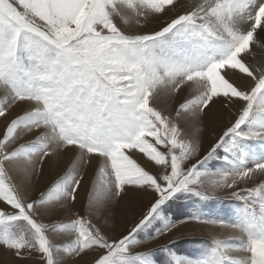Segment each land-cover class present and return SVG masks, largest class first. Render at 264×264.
Wrapping results in <instances>:
<instances>
[{
	"label": "snow or ice",
	"instance_id": "snow-or-ice-1",
	"mask_svg": "<svg viewBox=\"0 0 264 264\" xmlns=\"http://www.w3.org/2000/svg\"><path fill=\"white\" fill-rule=\"evenodd\" d=\"M0 92L4 264H264V0H0ZM217 106L235 118L201 155ZM137 196L139 221L106 231ZM197 227L210 242L182 253Z\"/></svg>",
	"mask_w": 264,
	"mask_h": 264
},
{
	"label": "rangeland",
	"instance_id": "rangeland-1",
	"mask_svg": "<svg viewBox=\"0 0 264 264\" xmlns=\"http://www.w3.org/2000/svg\"><path fill=\"white\" fill-rule=\"evenodd\" d=\"M2 95L3 93L0 92V97H2ZM20 111L21 109L18 108L16 109V111L13 112L12 115L15 116ZM217 112L219 113V115L211 114L210 120L205 121V131L201 133V155L207 152V150L215 142L216 138L220 134H222V132L226 129L227 126H229V122L234 120L235 118L234 111H228L223 109ZM232 117L234 118L232 119ZM4 126L5 121L0 119V133L3 132ZM49 164H51V170L49 169V165L46 164L44 174L39 179L34 178L32 180L30 184V193H28L31 198H37L39 196V193L46 189L50 181L54 179L63 168L62 164ZM86 188L87 185L85 186V190H82L80 193L84 194ZM150 199V196H137L132 200L121 201L117 206L114 207L113 213L108 217V224L103 225V221H101V224L105 227L106 231L116 237H119L122 234H127V232L130 231L131 228L139 221L142 214L146 212L147 207L149 206ZM85 203L86 194L83 196L82 199L79 200V203L76 206L77 209L83 212ZM181 203L187 204L188 201H182ZM236 203L237 202L234 201L224 200H210L206 202H201V204L203 205L202 211L205 215L213 218H220L226 220L234 219L236 212ZM198 207H200V205H198ZM191 210L192 209L188 208L183 209V211L185 212H189ZM201 234L204 235V232L197 229L186 230L182 232L180 234L181 243L179 245L180 249L182 250V253H198L199 251L204 250L206 247V242H210L211 238L203 236L201 237ZM140 237H143V233L140 234ZM223 238H225L224 235L222 236V239ZM161 240V242L167 243V240L165 238H161ZM57 242L62 243L63 241L58 240ZM154 242H151L149 244H152ZM149 244L143 245V250H145L147 248L146 246H148ZM6 259L7 258L5 257H0V264H4V261ZM33 264H36V262L34 261Z\"/></svg>",
	"mask_w": 264,
	"mask_h": 264
},
{
	"label": "crops",
	"instance_id": "crops-1",
	"mask_svg": "<svg viewBox=\"0 0 264 264\" xmlns=\"http://www.w3.org/2000/svg\"><path fill=\"white\" fill-rule=\"evenodd\" d=\"M197 230H201L202 232H204V235H207V236H210L209 235V229H206V228H200V227H197L196 228ZM212 231H215V232H217V233H220L219 231H220V229L219 228H216V229H213ZM188 233V232H187ZM201 237L203 236L202 234L200 235ZM222 236H223V234H221V238H222ZM203 237H205V236H203ZM211 237V236H210ZM162 240L160 239V241H158V242H154V243H152V244H149L148 246H146L147 248L145 249V250H147V249H149V248H156V247H159L161 244H164L163 242H161Z\"/></svg>",
	"mask_w": 264,
	"mask_h": 264
},
{
	"label": "bare ground",
	"instance_id": "bare-ground-1",
	"mask_svg": "<svg viewBox=\"0 0 264 264\" xmlns=\"http://www.w3.org/2000/svg\"><path fill=\"white\" fill-rule=\"evenodd\" d=\"M221 110H223V108L222 107H220V106H217V109H215L214 111H213V113L212 114H214V115H219V113L217 112V111H221ZM213 116V115H212ZM234 117H232V119H233ZM225 128V127H224ZM49 165V169L51 170V164H48ZM50 175V174H49ZM48 177V176H47ZM44 178V177H43ZM28 193H30V185H28ZM86 194V191L84 192V194H79V200L80 199H82L83 198V196ZM221 234H223L224 235V237L226 238V236L228 235V232L226 231V230H224V231H222L221 229H220V231H219ZM203 236H205V237H207V238H211L210 236H207V235H203ZM200 237V236H199Z\"/></svg>",
	"mask_w": 264,
	"mask_h": 264
}]
</instances>
